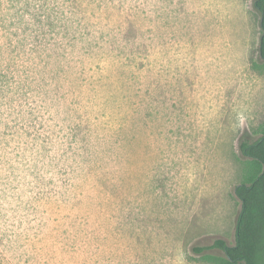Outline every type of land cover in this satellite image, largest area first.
<instances>
[{"label": "rangeland", "instance_id": "rangeland-1", "mask_svg": "<svg viewBox=\"0 0 264 264\" xmlns=\"http://www.w3.org/2000/svg\"><path fill=\"white\" fill-rule=\"evenodd\" d=\"M253 1L0 0V264L234 244L264 124Z\"/></svg>", "mask_w": 264, "mask_h": 264}, {"label": "trees", "instance_id": "trees-1", "mask_svg": "<svg viewBox=\"0 0 264 264\" xmlns=\"http://www.w3.org/2000/svg\"><path fill=\"white\" fill-rule=\"evenodd\" d=\"M253 5L260 14L261 27V61L257 66L264 71V0H254ZM239 148L245 160L242 180L234 187V194L240 201L234 244L227 245L224 240L216 239L210 246L193 247L200 259L209 264H264V124L257 139L243 141ZM214 247L222 253L206 251Z\"/></svg>", "mask_w": 264, "mask_h": 264}]
</instances>
